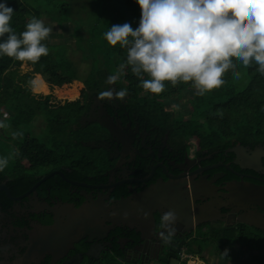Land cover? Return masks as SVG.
I'll use <instances>...</instances> for the list:
<instances>
[{
    "label": "flooded vegetation",
    "instance_id": "1",
    "mask_svg": "<svg viewBox=\"0 0 264 264\" xmlns=\"http://www.w3.org/2000/svg\"><path fill=\"white\" fill-rule=\"evenodd\" d=\"M117 92L111 83L83 101L86 110L79 125L86 138L80 141L84 152L79 158L47 172L24 165L34 182L18 194L4 181L13 199L0 192V264H21L35 231L54 224L46 205L59 203L79 208L100 202L108 216L90 242L81 238L61 257L45 254L28 264H162L182 243L211 231H230L264 248V201L240 194L244 186L264 189V145L226 146L223 138L207 147L191 146V139L175 138ZM87 143L92 147L83 145ZM238 146L243 149L234 150ZM50 173L35 193L24 196ZM158 183L180 193L181 213L175 212L176 231L168 243L155 235L168 206H160L151 220L134 212L124 222L115 212L118 202Z\"/></svg>",
    "mask_w": 264,
    "mask_h": 264
},
{
    "label": "trees",
    "instance_id": "2",
    "mask_svg": "<svg viewBox=\"0 0 264 264\" xmlns=\"http://www.w3.org/2000/svg\"><path fill=\"white\" fill-rule=\"evenodd\" d=\"M7 2L14 9L11 25L17 33L24 30L25 24L33 16L53 23L50 16L56 15L61 17L62 23L68 22L72 27L74 25L71 36L75 32L80 36V43L74 42L72 46L79 61H71L67 51L60 52L70 47L66 44H56L52 48L46 43L48 55L41 56L36 63L0 56V120L6 124V127L0 128V156L16 153L8 167L0 172V184L7 181L13 193L18 194L34 182L31 175L24 173L23 157L27 158L33 167L32 171L36 172L51 171L60 164L80 157L83 149L80 141L86 138V130L79 125L86 110L83 101L91 95L98 96L112 82L118 87V92L126 90L124 98L134 106L135 111L149 117L153 124L161 126L179 140L223 132V136L217 137L214 142L224 138L226 146L252 143L264 145V75L257 71L256 65L245 66L249 84L242 90H235L229 82L242 65L237 60L234 68L225 72L224 83L220 87L192 98L196 115L183 121L172 116L165 107V101L178 98L187 90L196 89L192 82H177L173 85L165 81L164 91L159 94L150 93L142 88L140 78L126 67L127 50L119 44L109 45L104 38V33L112 24L128 22L133 28L138 25L140 9L135 0H128L129 3L125 4L117 0ZM90 18L95 22L92 26L86 24ZM85 45H90L86 50L98 55L96 59L99 55L105 59L82 74L81 65L87 60L82 55L86 54ZM23 65L30 70L23 72ZM34 77V90L37 93L46 94L48 87L52 89L72 82H81L84 89L81 97L75 99L79 91L78 83H75L72 88L63 89L60 95L73 101L53 104L51 95L33 94ZM144 95L147 96L145 103ZM39 119L42 121L37 125ZM13 133L17 135L14 137ZM244 241L242 236L236 237L230 231H211L203 234L198 241L182 243L165 263L172 259L178 260L186 252L200 258L205 264H211L205 254L208 257H223L221 253L227 249L228 257L233 250H237L249 253L250 259L256 264H264V248L253 240ZM260 252L262 254L258 255Z\"/></svg>",
    "mask_w": 264,
    "mask_h": 264
},
{
    "label": "clouds",
    "instance_id": "3",
    "mask_svg": "<svg viewBox=\"0 0 264 264\" xmlns=\"http://www.w3.org/2000/svg\"><path fill=\"white\" fill-rule=\"evenodd\" d=\"M140 9L138 25L112 24L104 33L109 45L127 50L125 65L140 78L144 90L159 94L165 81L192 82L198 95L224 83V74L238 60L256 65L264 75V0H135ZM14 9L0 0V56L36 63L47 56L45 41L52 26L31 17L22 32L11 25ZM239 76V73H235ZM147 77V78H145ZM111 80V78H109ZM126 90L116 93L123 98ZM6 127L0 120V128ZM17 133H13L15 137ZM16 155L0 156V172ZM162 243L176 231V213L161 214ZM228 250L221 255L228 260Z\"/></svg>",
    "mask_w": 264,
    "mask_h": 264
},
{
    "label": "water",
    "instance_id": "4",
    "mask_svg": "<svg viewBox=\"0 0 264 264\" xmlns=\"http://www.w3.org/2000/svg\"><path fill=\"white\" fill-rule=\"evenodd\" d=\"M114 84V82H112ZM97 99V97H93ZM92 147V144H83ZM243 149L238 146L234 150ZM236 152V151H235ZM54 173H50L38 181L24 196L35 193V189L41 183L50 178ZM0 192H4L7 197L13 199L10 191L3 182L0 184ZM251 194L257 199L264 201V189L251 186H244L240 189V194ZM23 196V197H24ZM180 193L171 191L168 185L156 184L135 198H130L117 203L115 212L117 211L118 219L125 222L130 218H134V212H138L152 219L153 212L160 206H168L171 210L181 213L180 209ZM50 213L54 216V224L44 229H38L31 236L30 246L24 254L21 264L30 263L34 257L42 255H50L53 258L65 255L74 244L78 243L81 238L88 237V242L93 238L96 230L102 226L107 219V208L100 202H94L75 208L70 204H61L54 206L46 205ZM263 228L261 225H255Z\"/></svg>",
    "mask_w": 264,
    "mask_h": 264
},
{
    "label": "rangeland",
    "instance_id": "5",
    "mask_svg": "<svg viewBox=\"0 0 264 264\" xmlns=\"http://www.w3.org/2000/svg\"><path fill=\"white\" fill-rule=\"evenodd\" d=\"M121 3H129L128 0H117ZM50 20H52L53 23H50L47 20H44L46 24H49L52 26V33L49 36L48 40L45 41V43H47L49 46H51L52 48L58 44H66V45H70V47H65L63 49H61L60 52L63 51H67L68 55H69V59L71 61H79L76 58H78V54L72 49L73 43L74 42H79L80 43V36L75 32V35L71 36L72 33V29H74V25L73 27L70 25V23H62L61 22V17L56 16V15H52L50 16ZM61 22V24H60ZM95 22L93 21V19L90 18V20H88V22H86V24H88V26H92ZM60 27V29L58 28ZM100 27V25H99ZM89 37V36H88ZM65 46V45H64ZM90 45H85L84 46V50L86 51V54H82L84 59H87L85 61V63H82L81 65V72L82 74H86V72L89 70V68H92L94 65L96 66L97 62H99L102 59H105L102 55H99V58L96 59V56H98L97 54H94V52L86 50V48H89ZM83 51V50H81ZM82 53V52H81ZM76 55V57H75ZM30 68L27 67L26 65L22 66V71L23 72H27L29 71ZM109 71L112 73L113 70L109 69ZM239 76H237L236 74L232 76L231 80H230V84L234 86L235 90H242L244 89L248 84H249V76L247 75V71L245 66L242 64L239 66L238 71ZM236 72V73H237ZM36 77V76H35ZM35 77L33 79V88H32V92L35 95H42V96H47V95H51V103L53 104H63L65 101H73V100H69L67 98L64 97H60L62 90L63 89H70L72 88V86H75V83H78V95L75 99H79L80 98V93L81 90H83V84L81 82H72L70 84H65L61 87H53L52 89L48 87V92L45 93H37L34 88L36 86L35 84ZM225 87H227L226 84H224ZM146 95V94H145ZM144 95V96H145ZM148 95V94H147ZM197 89L194 90H187L186 92L182 93L178 98H174L168 101H165V107L168 111L171 112L172 116L174 118H180L183 121H186L187 119L194 117L196 115V112L194 110L193 104H192V98L194 96H197ZM147 96H145V98L143 99V103H145V101L147 100L146 98ZM74 99V100H75ZM42 120H38L36 122L37 125H40V122ZM196 123L198 124V121H196ZM185 124V123H184ZM221 130V129H220ZM223 136V132H219V133H212L209 135H199L196 137H193V139H191V146L195 145V143L200 146V147H207L212 145V143L214 142V140L219 137L221 138ZM82 152H84L82 150ZM22 163L25 166L29 165V161L27 160V158L23 157L21 159ZM255 254V252H254ZM262 253L260 252L261 255ZM205 256L208 258V260L210 261L211 264H228V260L227 258L224 257H218L216 255H212L210 257H208V255L205 254ZM230 264H256V262H253L250 258L251 255L249 253H243L241 251H232L230 256L228 257ZM121 264V263H119ZM162 264H204V262H202L200 260V258L195 257V256H190L188 255V253H183L182 257L177 259H172L169 262H163Z\"/></svg>",
    "mask_w": 264,
    "mask_h": 264
},
{
    "label": "built area",
    "instance_id": "6",
    "mask_svg": "<svg viewBox=\"0 0 264 264\" xmlns=\"http://www.w3.org/2000/svg\"><path fill=\"white\" fill-rule=\"evenodd\" d=\"M183 254V253H182ZM182 254H181V257H182Z\"/></svg>",
    "mask_w": 264,
    "mask_h": 264
}]
</instances>
